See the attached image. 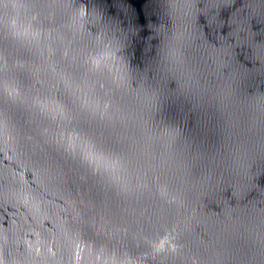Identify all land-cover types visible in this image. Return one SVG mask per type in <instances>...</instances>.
Wrapping results in <instances>:
<instances>
[{
  "label": "clouds",
  "instance_id": "1",
  "mask_svg": "<svg viewBox=\"0 0 264 264\" xmlns=\"http://www.w3.org/2000/svg\"><path fill=\"white\" fill-rule=\"evenodd\" d=\"M0 264H264V0H0Z\"/></svg>",
  "mask_w": 264,
  "mask_h": 264
}]
</instances>
